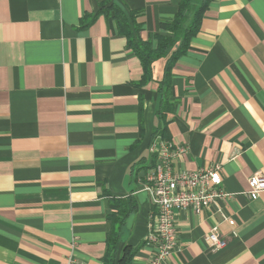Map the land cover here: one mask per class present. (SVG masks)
<instances>
[{"label": "crops", "instance_id": "obj_1", "mask_svg": "<svg viewBox=\"0 0 264 264\" xmlns=\"http://www.w3.org/2000/svg\"><path fill=\"white\" fill-rule=\"evenodd\" d=\"M180 1L0 0V264H108L110 216L125 208L121 244L147 263L167 58L138 85L141 61L109 7L137 10L141 39L156 47ZM170 80L161 137L185 147L174 170L219 164L230 196L176 212L165 264H264V191L246 194L264 177V0H211ZM214 226L227 240L219 251L205 241Z\"/></svg>", "mask_w": 264, "mask_h": 264}, {"label": "built area", "instance_id": "obj_2", "mask_svg": "<svg viewBox=\"0 0 264 264\" xmlns=\"http://www.w3.org/2000/svg\"><path fill=\"white\" fill-rule=\"evenodd\" d=\"M151 154L156 156L155 164L147 174L148 184L145 189L150 193L156 207L149 242L155 245L154 252L146 264H165L171 253L177 248L176 212L191 209L200 213L204 209L218 207L221 200L230 194L222 187V166L214 165L199 171L174 170L173 159L180 156L185 147L175 150L173 143L157 136L151 145ZM249 197H256L264 191V177L255 174L248 180ZM226 218V217H225ZM231 225L233 219L226 218ZM211 251H219L227 245L226 238L217 226L205 236ZM65 264H75L69 258Z\"/></svg>", "mask_w": 264, "mask_h": 264}, {"label": "trees", "instance_id": "obj_3", "mask_svg": "<svg viewBox=\"0 0 264 264\" xmlns=\"http://www.w3.org/2000/svg\"><path fill=\"white\" fill-rule=\"evenodd\" d=\"M210 2L211 0H201L199 4H196L195 0H181L175 17L172 20L160 23L162 32L155 35L156 47H153L151 41L141 39L136 22L137 10L127 9L116 4L109 7L113 8L114 18L119 30L127 36L129 47L141 61L143 76L138 85H142L152 78L154 61L167 58L165 78L159 86V92L161 93L158 112L160 124L154 131L153 138L157 135L166 136L167 114L173 109L174 105L171 99V70L175 62L189 49L191 39L198 32L201 19ZM129 213L130 210L125 208L122 217H118L115 213L110 216L112 229L106 240V261L108 264H133L136 250L130 244H121V228Z\"/></svg>", "mask_w": 264, "mask_h": 264}, {"label": "rangeland", "instance_id": "obj_4", "mask_svg": "<svg viewBox=\"0 0 264 264\" xmlns=\"http://www.w3.org/2000/svg\"><path fill=\"white\" fill-rule=\"evenodd\" d=\"M201 0H195V3L196 4H199Z\"/></svg>", "mask_w": 264, "mask_h": 264}]
</instances>
